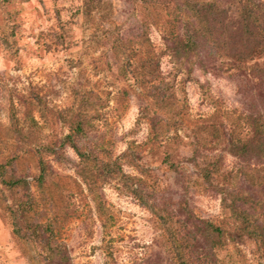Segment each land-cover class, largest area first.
<instances>
[{
	"label": "trees",
	"instance_id": "obj_1",
	"mask_svg": "<svg viewBox=\"0 0 264 264\" xmlns=\"http://www.w3.org/2000/svg\"><path fill=\"white\" fill-rule=\"evenodd\" d=\"M147 1V21L139 25L142 32L125 40L118 39L112 45L117 76L128 82L129 87L139 88V95L143 97L141 116L152 121L147 140L143 143L131 141L123 152L114 154L112 147L115 141L105 133H99L103 126L98 122L100 114L93 115L97 108L89 91L82 95L81 103L70 110L73 116L67 122L71 130L59 139L38 133L42 132L44 125L35 116H11L12 121L20 126L19 141L15 143L14 138L3 140L1 137L5 149L0 151V158H3L0 159V176L7 174L9 164L22 166L27 156L35 159L39 170V174L33 177L35 181L29 180L27 173L18 175L22 170L17 168V176L12 172L9 178L2 180L6 186L4 193L15 194L11 203L8 197L1 200L4 210L10 215L13 233L24 242L32 243L39 239L50 253L52 264H64L69 260L67 254L60 253L65 248L61 238L66 224L79 214H76V205L70 211L60 203L68 185L63 179L53 180L50 157L57 156L55 159L60 160L63 148L70 146L79 157L77 173L88 187L97 217L107 234L119 214L97 189L99 183L106 179L118 180L120 190L134 196L151 211L155 225L162 231V257L167 264H248L249 259L239 246L241 240L255 245L253 258L264 264V227L258 224L257 215L247 211L248 204L264 210V200L254 199L251 191H260L264 186V0ZM152 26L161 31L162 47L158 48L151 40L148 32ZM66 33L63 30L59 39ZM165 55L175 63L169 77L162 71ZM196 66L201 72L217 70L228 77H236L245 83L243 91L256 87L258 93L249 99L248 110L229 108L221 101L213 100L214 113L223 116L224 122L212 127V136L219 142L225 138L228 151L243 163L227 169L222 154H200L197 148H193L189 157L196 161L197 174L193 184L216 186L223 193L222 213L213 219L195 216L185 199L179 200L177 207L184 218L170 209L167 201L159 202L156 192L163 189L162 180L143 163L145 154L160 153L164 145L177 142L178 130L182 126L176 118L187 116L186 81ZM179 73H184V77L178 79ZM245 74L256 78V83L251 79H241ZM118 94L121 99H126L129 89L119 86ZM204 94L209 97L207 89H204ZM257 98L258 103L255 102ZM47 120L45 118L48 123ZM225 127L227 130L223 135ZM171 129H174L173 133ZM207 141L205 139L204 143ZM147 144H151L149 149L145 148ZM162 153L163 161L171 169L184 167L180 160L172 158L170 151ZM126 164L135 166L140 174L126 172ZM32 183L41 191L40 196L31 192ZM21 189L29 191L26 192L27 200L16 195ZM30 214H41L42 217L31 232L29 228L33 226L27 224ZM21 216L25 218L24 225L21 224ZM86 217L92 218V215ZM115 240L113 236L102 239L101 247L106 254L103 264H118ZM154 246L145 245V248L151 250Z\"/></svg>",
	"mask_w": 264,
	"mask_h": 264
},
{
	"label": "rangeland",
	"instance_id": "obj_2",
	"mask_svg": "<svg viewBox=\"0 0 264 264\" xmlns=\"http://www.w3.org/2000/svg\"><path fill=\"white\" fill-rule=\"evenodd\" d=\"M147 4V0H0V140L3 137V140L14 138L15 143L19 141L20 126L12 121L11 116H35L44 125L42 132L38 133L61 138L71 130L67 122L73 116L70 110L73 111L81 103L82 95L89 91L97 108L93 115L100 114L98 122L103 126L99 133H105L115 141L112 147L114 154H120L132 142H145L152 121L141 116L143 97L139 95V88L129 87L128 82L117 76L112 45L118 39L125 40L142 32L139 25L147 21ZM143 29L146 31L147 27ZM63 30L67 33L59 39ZM148 33L157 47H162L158 27L152 26ZM174 65L169 55L163 56L162 71L167 77L171 75L169 72L173 71ZM182 77L184 73L177 75L178 79ZM241 79H251L256 83V78L248 74ZM244 85L236 77H228L217 70L201 72L196 66L186 81L187 116L176 118L182 126L178 130L179 138L176 143L161 148L162 152L170 151L172 158L180 160L184 167L171 169L163 161L162 152L154 155L147 153L143 157L144 165H149L162 180L163 189L156 192L162 198L157 200L167 201L169 208L182 218L185 215L177 208L181 199L192 206L195 216L199 218L213 219L222 213L223 193L216 186L193 184L197 174L196 161L189 157L193 148H197L200 154H222L227 169L243 163L228 151L224 137L219 142L212 136V127L224 122L223 116L214 113L216 107L213 100L217 99L229 108L249 109V99L258 93L256 87L243 91ZM119 86L129 89L128 98L121 99ZM204 89L209 91L208 98ZM74 114L77 112L74 111ZM223 130L225 135L226 127ZM173 131L171 129V133ZM205 139L208 140L206 143ZM150 146L147 144L145 148L149 149ZM2 149L5 148L0 141V151ZM31 157L27 156L20 167L7 165V174L0 176V264H35L36 261L52 264L50 253L39 239L29 243L16 238L10 215L1 203L6 197L9 203L14 199L15 194L4 193L6 186L2 180L9 178L12 172L16 174V168L22 170L18 175L27 173L28 179L35 181L33 177L39 174V170ZM55 158L57 156L50 157L51 176L54 181L63 179L68 185L60 203L65 210L69 207L70 211L76 205V214H79L66 224L61 238L65 248L60 253L69 257L64 264H103L106 259L101 247L104 236L116 238L114 244L118 246V264H167L162 257V231L155 225L150 210L134 196L120 190L118 180L100 182L98 193L119 214L117 222L107 234L97 217L88 187L77 173L80 164L76 152L67 146L63 148L60 160ZM0 159L3 160L2 157ZM124 169L131 174H140L130 164H126ZM244 186L248 187L246 184ZM30 189L40 196L41 191L34 183ZM251 191L254 199L264 200V186L260 191ZM26 192L29 193L21 189L16 195L27 200ZM247 211L257 215L258 224L264 227L263 208L248 204ZM88 214L92 218L86 217ZM21 217V224L24 225L25 218ZM28 219L27 224L33 226L29 228L31 232L42 217L41 214H30ZM240 242V248L249 259L247 263L260 264L253 258L255 245L244 240ZM152 244L155 245L153 249L145 248V245Z\"/></svg>",
	"mask_w": 264,
	"mask_h": 264
}]
</instances>
